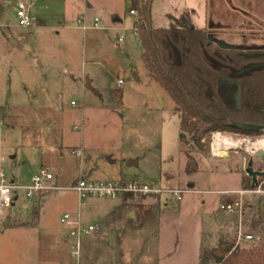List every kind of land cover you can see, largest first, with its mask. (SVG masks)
<instances>
[{
  "label": "rangeland",
  "instance_id": "rangeland-1",
  "mask_svg": "<svg viewBox=\"0 0 264 264\" xmlns=\"http://www.w3.org/2000/svg\"><path fill=\"white\" fill-rule=\"evenodd\" d=\"M145 4L147 0L137 5L134 0H117L122 24L109 32L94 30L93 16L88 22L83 20L85 30L73 34L58 31L56 35L54 30H33L35 27L21 29L15 16H11V29H0L2 169L9 181L15 178L19 184L26 183L34 173L47 171L56 187L42 196L39 217L36 222L30 219L27 227L10 229L7 213L0 215V264H75L69 231L60 223L65 214L82 226L98 227L97 235L81 239L79 264H116L115 255L124 252L128 255L117 264H134V258L147 253L146 239L157 220L166 222L178 241L177 246L171 245L168 262L197 264L198 248L215 241L212 234L210 239L201 234V224L211 219V211L219 209L218 202L224 200L218 192L244 189L242 179L248 161L254 171L262 166L264 157L259 161V150L252 145L264 139V134L252 140L214 132L201 146L194 145L188 136L187 145L181 143L173 102L147 74L139 36L132 34L137 26L128 13L137 9L139 16ZM57 6L60 12L62 6ZM185 13L191 27L207 31L215 46L264 49L263 0H151V27L172 29L176 27L174 19ZM98 17L103 23L107 20L105 13ZM120 35L121 44L117 41ZM85 75L93 78L91 89L86 87ZM60 121L64 138L56 132ZM74 126L81 129L73 131ZM217 133L242 145L228 150L224 157H213L211 137ZM79 140L87 149L86 157L84 153L81 157L72 153L71 146ZM130 161L133 164L129 165ZM80 177L98 181L122 178L183 192L180 201L161 194L146 226L131 230L125 225V214L118 211L126 199L80 200L72 189ZM258 183L264 186L261 178ZM22 204L18 202L15 210ZM256 210L264 212V197L248 195L242 198L241 218L220 212L217 221L230 224V230L223 231L213 247L203 250L201 260L220 240L233 242V249L239 250L263 241L260 234L255 242L238 241L239 226L243 235L250 234L245 224ZM16 212L20 221H25V211ZM130 232L139 241L132 250L117 237L119 233L131 236ZM93 242L105 252L89 258Z\"/></svg>",
  "mask_w": 264,
  "mask_h": 264
},
{
  "label": "trees",
  "instance_id": "trees-1",
  "mask_svg": "<svg viewBox=\"0 0 264 264\" xmlns=\"http://www.w3.org/2000/svg\"><path fill=\"white\" fill-rule=\"evenodd\" d=\"M135 2L137 5L140 0ZM175 24L172 29L149 26L145 4L140 9L137 30L148 75L173 102L181 143L187 145L188 136L194 145L201 146L205 137L214 132L252 140L262 136L264 49L244 51L215 46L207 31L191 27L187 13L180 15ZM261 33L264 35V21ZM246 125L255 128H240ZM260 163L262 172L264 158ZM242 182L244 190L251 189L247 176ZM36 217L35 207L33 218ZM250 217L245 224L248 235L260 234L264 238V212L256 210ZM233 246V242L220 240L205 258L201 260L200 256V264H264V240L248 250Z\"/></svg>",
  "mask_w": 264,
  "mask_h": 264
},
{
  "label": "crops",
  "instance_id": "crops-1",
  "mask_svg": "<svg viewBox=\"0 0 264 264\" xmlns=\"http://www.w3.org/2000/svg\"><path fill=\"white\" fill-rule=\"evenodd\" d=\"M18 2H24L26 6H28L27 7L29 9L28 14L30 13L31 14V15L29 14L30 17H32L37 23L35 28H33V30L34 29L54 30L56 35L59 34L58 31H69V33L72 34L79 30L83 31V29H81L78 26L77 21L81 19L88 22L89 20L92 19V16H93V20L94 19L99 20L100 26L103 28L102 30H96V31L109 32L111 30H117V28H119L122 24V17L117 12V8H116L117 0H0V29H4V30L11 29L12 27L10 26L11 16H15V5ZM57 5L62 6L60 12L57 11L58 10ZM130 11L128 15L133 18V23L136 27L138 21L137 9L134 10L137 14V17L131 16ZM100 13L106 14L107 20L105 21V23H103L102 19L98 17ZM175 20L176 19H174V21ZM156 29H165V28H156ZM133 30H132V34L135 36L136 34L133 33ZM63 72H65V70ZM84 79L86 80V85L88 86V89H91L93 84V78L85 75ZM62 122L63 121H60V123L56 128V132L59 133L58 135L60 136V138L61 137L64 138V136L66 135L64 126L63 124H61ZM72 129L73 131L76 130L78 131L81 129V126H74ZM71 148L73 149L72 153L75 156H78L75 154V152L80 153L79 157L83 156V153L85 154V157L88 156V154H86L87 149L81 140H79V142L73 143ZM4 163H5V158H1L0 166L2 167V164ZM131 164H133L132 161L129 162V165ZM32 176H30L27 182L23 184L16 183L15 178L11 179L10 182L24 186L29 184L30 178ZM118 180H123V179L121 178ZM112 181H116V180H112ZM192 187L193 185L191 186L189 185V188ZM166 189H175V188L169 187ZM235 190H239V189H228L223 191H235ZM192 193H194V191H189L188 194H192ZM42 196H40L36 200H33L32 202H27L22 197L17 199L13 203V205L5 212V214L7 213L6 225L10 229L14 227H19L20 229H22L23 227H27V225H30L29 221H31L33 218V210L35 207L37 208V217L35 218L34 222H36L37 218L39 217L38 213L40 212L39 207ZM20 201H22L23 203L22 206L19 207L18 210H15L16 204ZM159 201H160V196L143 198L137 203H133V202L130 203L131 201L126 199L124 200L125 204L119 207L118 211L121 214L124 213L125 216L127 217L125 225L129 229L141 230L149 222V219L152 216V211L157 207ZM201 205L203 206L204 203L202 202ZM20 210L25 211V213L27 214V218L25 219V221H20L21 219L19 217V213L16 212V211L20 212ZM211 212H212L211 219H206V221H203V223L201 224V229H202L201 234L203 236L206 235L209 239L212 234L215 238V241L210 245L204 246L202 248H198L197 264L200 263V256L203 250L207 249L208 247H213L215 243L217 244L220 234L223 233V231L225 230H230L229 228L231 227L230 224H226V222L221 223L217 221V217L218 215H220L219 214L220 212L224 213L225 215L227 213L221 211L218 208L216 210H212ZM130 214H133V218H129ZM130 233L131 236L129 233H126L125 236L122 233H119L117 237L123 238V243L125 244V246H129L128 247L129 250L130 249L132 250V247L136 244L138 239L137 237L135 238L132 237V232ZM97 234H98V227H97V233L94 235ZM172 234L175 233H170V227L166 222L162 220H157L153 228H151V233L146 239L147 250H148L147 253H142L141 256H137V258H134L133 259L134 264H170L168 261L171 258V253L173 252L171 250V245L173 244L174 246H177V242H178L176 240V236L175 235L173 236ZM10 240L12 239L9 238V241ZM137 243H139V241ZM120 244L122 245L121 241L118 243L117 246L120 247L121 246ZM50 250H54V248L51 246ZM101 250L105 252L104 247L98 246L96 242H93L91 244L89 258L96 256V254L98 255L99 251ZM127 250L128 249L126 248V251ZM124 255L127 256L128 253L124 252ZM124 255L118 253L117 255H115V258L113 260H115L117 263L121 262V258Z\"/></svg>",
  "mask_w": 264,
  "mask_h": 264
},
{
  "label": "built area",
  "instance_id": "built-area-1",
  "mask_svg": "<svg viewBox=\"0 0 264 264\" xmlns=\"http://www.w3.org/2000/svg\"><path fill=\"white\" fill-rule=\"evenodd\" d=\"M131 16L137 17L134 10L130 11ZM15 18L17 26L21 29H31L36 26V21L28 14V8L24 2H18L15 5ZM77 24L83 30L87 27L84 25L83 20H78ZM93 29L102 30L98 19L93 20ZM134 34H138L137 28L133 30ZM118 43H123V36L117 37ZM122 81H118V85H121ZM74 106V103H71ZM218 134V133H217ZM220 135V134H219ZM214 135H212L211 140ZM212 153V150H211ZM76 155H80L79 152H75ZM3 162V161H2ZM54 177L47 171H40L34 174L29 181V184L21 186L10 182L2 167L0 166V215H4L5 212L13 205V203L22 197L27 202L36 200L44 193L55 190V186L51 184ZM72 189L77 193L80 200H86L88 198H110V199H128L133 203L139 202L143 198L158 197L161 194H168L175 200L180 201V195L183 191L176 189H159L154 188L152 183H141L138 181H97L84 179L80 177ZM189 192V191H186ZM218 194L224 200L220 201L219 209L227 214H236L239 218L242 217V198L248 195H258L264 197V189L262 184L258 183L255 189L250 190H235V191H221ZM60 223L68 229L69 238L72 240L70 250L72 257L76 260L75 264H79L81 239L83 237H89L97 233L96 226H82L78 221L72 219L69 214H65L60 219ZM243 239L244 241L255 242L256 237L252 235H243L241 228H238V241Z\"/></svg>",
  "mask_w": 264,
  "mask_h": 264
},
{
  "label": "bare ground",
  "instance_id": "bare-ground-1",
  "mask_svg": "<svg viewBox=\"0 0 264 264\" xmlns=\"http://www.w3.org/2000/svg\"><path fill=\"white\" fill-rule=\"evenodd\" d=\"M241 145L242 142L239 140H233L227 137H222L219 134H215L211 142L212 155L214 157H224L226 156L228 150L233 148L237 149ZM252 148L264 151V139L257 141L254 145H252Z\"/></svg>",
  "mask_w": 264,
  "mask_h": 264
},
{
  "label": "water",
  "instance_id": "water-1",
  "mask_svg": "<svg viewBox=\"0 0 264 264\" xmlns=\"http://www.w3.org/2000/svg\"><path fill=\"white\" fill-rule=\"evenodd\" d=\"M150 6H151V0H147V4H146V18H147V22H148L149 26H151L150 16H149ZM86 87L88 88L87 85H86ZM238 99H239V97L237 98V101H238ZM240 128L241 129H254L255 126L246 125V126H241ZM181 136L182 135H180V138H181ZM256 155L258 157V160L260 161L264 157V151L259 150V151L256 152ZM245 175L250 178V187H251V189H255L258 186V179L264 177V172L254 171L253 168H252V162L250 160L247 163V166H246V169H245ZM129 218H133V214H130Z\"/></svg>",
  "mask_w": 264,
  "mask_h": 264
}]
</instances>
